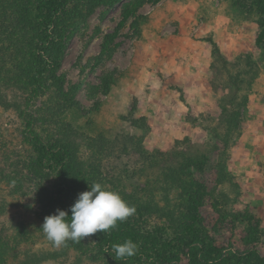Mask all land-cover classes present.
<instances>
[{"label":"rangeland","instance_id":"374dc122","mask_svg":"<svg viewBox=\"0 0 264 264\" xmlns=\"http://www.w3.org/2000/svg\"><path fill=\"white\" fill-rule=\"evenodd\" d=\"M65 36L58 74L75 87L73 109L0 77V264H264V0H116ZM67 123L76 165L62 187L51 147ZM134 142L162 153L154 167L139 170ZM73 177L140 199L112 242L46 239L45 217L76 201ZM127 240L138 252L117 260Z\"/></svg>","mask_w":264,"mask_h":264},{"label":"trees","instance_id":"16d2710c","mask_svg":"<svg viewBox=\"0 0 264 264\" xmlns=\"http://www.w3.org/2000/svg\"><path fill=\"white\" fill-rule=\"evenodd\" d=\"M113 1L115 2L116 0H84L83 3L82 0H77L70 7H65V0H0V77L3 76L8 82L15 84L29 83L34 92L50 88L57 99L58 105L56 106L58 108H63L64 112L73 109L75 102L72 99L75 87L66 91L64 89V77L58 74L60 60L68 37L65 34L70 28H74L85 20L95 6ZM58 12H61V15H58ZM209 41L214 52L218 57H221L216 44L211 39ZM0 105H10L1 94ZM130 109L133 111L135 105L133 104ZM140 120V118L132 119L131 124L137 127ZM60 132L63 136L58 139V142L54 143L51 151L55 154L53 158H56L59 163L58 174L63 182L61 186L64 187L68 184V176H73L76 165L74 157L71 159L73 144L69 141V136L75 131L72 129L71 124L67 123L61 127ZM128 138L132 139V137ZM133 144L134 149H132L133 147L127 149V145L124 144L120 151L127 153V150L132 149L131 152L138 155L139 163H147L144 166L141 165L139 170H143L148 165L154 167L157 164L158 161L155 156L156 154L161 156L162 153L158 151L148 152L143 150L139 143L136 145L134 142ZM89 145L98 154L103 155L105 148L103 139H99L97 142L94 139L93 143H89ZM123 171L125 173L128 172L126 169H123ZM183 171L185 173L181 180L184 179V183L181 182L186 185L188 184L187 177L190 173H187L185 169ZM180 175L181 173H177L176 168L169 169L167 173V176H171L175 181ZM71 182H74L76 186V188L66 191L68 198L71 195L73 196L71 202L78 198V194L90 190L92 185L81 184V186L77 187L76 177H73ZM187 190L189 192L186 194L189 196L188 199L193 200L194 191ZM119 193L125 201H129L131 204L140 200L136 198L133 191L131 193L119 191ZM148 201L145 202V206L148 209H153L151 201L150 203ZM197 203H199V200H197ZM61 205L67 211L71 207L66 205L64 200L61 201ZM69 215H71L70 211ZM102 238L106 244L112 242L111 229L107 233H103ZM193 246L189 247L191 252L196 251ZM201 256L205 261L211 260L209 251L201 249Z\"/></svg>","mask_w":264,"mask_h":264},{"label":"clouds","instance_id":"9594fccd","mask_svg":"<svg viewBox=\"0 0 264 264\" xmlns=\"http://www.w3.org/2000/svg\"><path fill=\"white\" fill-rule=\"evenodd\" d=\"M135 213V206L125 201L119 192L93 182L90 190L78 194L68 211L57 209L56 214L46 216L41 229L46 239L59 248L69 240L79 243L98 232L105 234L117 227L118 221L124 222ZM113 251L117 260H126L137 254L138 245L127 240L114 244Z\"/></svg>","mask_w":264,"mask_h":264}]
</instances>
